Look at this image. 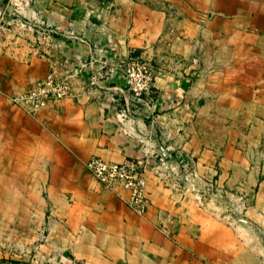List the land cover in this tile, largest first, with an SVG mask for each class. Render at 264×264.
Segmentation results:
<instances>
[{
    "label": "crops",
    "instance_id": "0c3cea01",
    "mask_svg": "<svg viewBox=\"0 0 264 264\" xmlns=\"http://www.w3.org/2000/svg\"><path fill=\"white\" fill-rule=\"evenodd\" d=\"M16 17L42 24L18 38L16 52L31 56L0 60V68L19 69L0 80V194L20 197L0 201V220L19 213V255L12 238L0 256L24 264H264V91L253 88L264 75H251L264 69V0H0V19ZM45 22L59 32L45 33ZM130 56L148 63L153 84L122 121L116 113L129 100L119 74ZM236 67L247 75H229ZM43 68L66 79L70 94L37 108L12 103L47 76ZM92 156L141 161L142 214L126 205L121 185L107 188L87 171ZM186 165L195 189L181 177ZM206 181L226 195L243 190L245 220L207 200Z\"/></svg>",
    "mask_w": 264,
    "mask_h": 264
},
{
    "label": "built area",
    "instance_id": "2783aa9c",
    "mask_svg": "<svg viewBox=\"0 0 264 264\" xmlns=\"http://www.w3.org/2000/svg\"><path fill=\"white\" fill-rule=\"evenodd\" d=\"M119 75L123 85L120 89L121 94L129 101L125 107L119 108L116 116L125 121L132 116L134 103L143 99L151 91L153 75L148 63L139 56L126 59L120 66ZM94 82L95 80H92V83ZM69 94L70 85L68 81L57 78L52 73L25 92L11 97V101L21 107L37 108ZM162 164H165V159L160 157L157 167ZM85 167L105 187L111 188L115 184L121 185L128 192L125 203L133 212L142 214L146 210L145 176L139 159L126 158L121 162H108L100 157L92 156L86 161ZM189 177L195 179L197 177L196 172L189 171L185 179Z\"/></svg>",
    "mask_w": 264,
    "mask_h": 264
},
{
    "label": "rangeland",
    "instance_id": "374dc122",
    "mask_svg": "<svg viewBox=\"0 0 264 264\" xmlns=\"http://www.w3.org/2000/svg\"><path fill=\"white\" fill-rule=\"evenodd\" d=\"M208 10H209V12L211 11V9H208ZM15 12H19V9H17V11H15ZM41 24H42L41 20L40 21H34V20H30V19H26V18H20V17L13 20V21H5L3 19H0V60L1 61L9 60V59H11V57L13 59H19L20 57L28 58L29 56H31L32 52H27V53H23V52L19 53V51L16 52V49L18 50V48L20 47L18 38H25V36L21 33L22 29H27V28H31V27L32 28H36V27L40 28ZM10 28L12 29V32L6 31V29H10ZM43 28L45 30L44 31L45 33L53 32L52 30L59 32V29L57 27L51 26L47 22H45L43 24ZM10 33H12V35ZM44 44H45V47H48L52 44L51 36L50 37L45 36ZM4 47L6 49L5 51L3 49ZM11 47L13 50H10ZM20 54L22 56H20ZM130 57H132V56H130ZM130 57H128L127 59H129ZM253 63H254V53H253ZM11 70L16 71V72L19 71L18 68L4 69L1 67L0 68V80L3 81L4 77H6V73H8V71H11ZM48 71H50L49 68H43L42 72L44 74H47ZM217 71L222 72L221 69H217ZM49 74H52V72ZM228 74L229 75H236V76H239V75L243 76L245 74L247 75V70L245 73L244 69H242V68H238V67L231 68V69H229ZM251 75L253 77L264 75V69L258 68V67L257 68L253 67L251 69ZM39 82H38V80H35V81L31 82L30 84H27V87H32V86L38 84ZM2 84H0V87H2ZM13 86H15V87L23 86V84H13ZM25 86L26 85H24V87ZM263 87H264V84H253V88L255 89L256 92L261 91V90L264 91V89H262ZM182 170H183V172H182L181 177H182V179H184V184H187L188 187L192 185V188L195 189V187H193L195 179H193L191 177L185 179V176L188 174L189 171L190 172H195V171L193 169H189L188 165H186L185 168H182ZM185 170L188 171L186 174H184L186 172ZM3 182L5 183L4 180L3 181L0 180V187H2V188H3ZM13 182L14 181L8 182V183L13 184ZM16 183L18 185V182H16ZM213 183L214 182L206 181V182H204V184L202 186V190L205 193H208V195H206L207 200L213 201V199H214V201L216 200L220 203H224V205L227 206L226 213L228 215H232V216L234 215V218L236 219L237 223H238V221L245 220V218H246L245 217V211L250 206V201H249L250 197L248 195H246V193L243 190L235 192L234 197H233L234 194L233 195H226V194H224L223 190H221L220 188L219 189L216 188L217 186ZM258 186L259 185L257 184L256 187H258ZM184 188H186V187L182 186V189H184ZM9 191H10V188H9ZM19 198H20L19 196H4V195L0 194V201L2 200V202H7L8 204H14V203L18 204ZM197 201L201 205H203V203L205 202L203 195H200V197L197 196ZM228 209L230 210L231 213L229 211H227ZM2 213L3 212H1L0 214H2ZM11 213H12L11 221H6V220L4 221L2 219L0 220V251H1V253H3V250H5V248L3 247L4 246L3 242L4 241H10L9 239L13 238L12 245H11V248L14 252L13 254L19 255L18 254V251H19L18 245H16V241L17 242L19 241L18 240L19 234H18V232L15 231V230L20 231V229L17 228L18 227L17 226V224H18V218L17 217H18L19 213H16V212H11ZM235 219H233V220H235ZM9 229L10 230L12 229L13 231L12 230L10 231ZM14 238L16 240H14ZM24 263H25L24 260H21L18 256H15V255H11V257L9 255L7 258H5L4 256H0V264H24Z\"/></svg>",
    "mask_w": 264,
    "mask_h": 264
}]
</instances>
